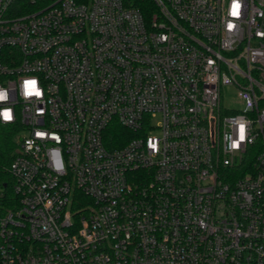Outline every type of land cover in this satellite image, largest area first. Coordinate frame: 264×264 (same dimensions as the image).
Here are the masks:
<instances>
[{
    "label": "built area",
    "instance_id": "obj_1",
    "mask_svg": "<svg viewBox=\"0 0 264 264\" xmlns=\"http://www.w3.org/2000/svg\"><path fill=\"white\" fill-rule=\"evenodd\" d=\"M0 93V264H264V0H0Z\"/></svg>",
    "mask_w": 264,
    "mask_h": 264
},
{
    "label": "trees",
    "instance_id": "obj_2",
    "mask_svg": "<svg viewBox=\"0 0 264 264\" xmlns=\"http://www.w3.org/2000/svg\"><path fill=\"white\" fill-rule=\"evenodd\" d=\"M146 1V0H145ZM109 134L111 135V139H113V141H115L118 145H122V143H117V138L120 136H123L124 134L126 135L127 133L120 127L118 126H114L110 129ZM88 202V199L84 198L82 195H78V198H76V202H73V208L74 209H78L79 207L83 206L84 204H86Z\"/></svg>",
    "mask_w": 264,
    "mask_h": 264
},
{
    "label": "rangeland",
    "instance_id": "obj_3",
    "mask_svg": "<svg viewBox=\"0 0 264 264\" xmlns=\"http://www.w3.org/2000/svg\"><path fill=\"white\" fill-rule=\"evenodd\" d=\"M223 100L226 105H231L234 100V95L231 92H226L223 94ZM156 122V120H153V125Z\"/></svg>",
    "mask_w": 264,
    "mask_h": 264
},
{
    "label": "snow or ice",
    "instance_id": "obj_4",
    "mask_svg": "<svg viewBox=\"0 0 264 264\" xmlns=\"http://www.w3.org/2000/svg\"><path fill=\"white\" fill-rule=\"evenodd\" d=\"M33 84H34V82H32ZM3 94H0V96H2ZM5 115V118L7 119V118H10L9 116H8V114L7 113H5L4 114Z\"/></svg>",
    "mask_w": 264,
    "mask_h": 264
},
{
    "label": "clouds",
    "instance_id": "obj_5",
    "mask_svg": "<svg viewBox=\"0 0 264 264\" xmlns=\"http://www.w3.org/2000/svg\"><path fill=\"white\" fill-rule=\"evenodd\" d=\"M0 94H3V93H0ZM0 99H3V95H2V96H0Z\"/></svg>",
    "mask_w": 264,
    "mask_h": 264
}]
</instances>
